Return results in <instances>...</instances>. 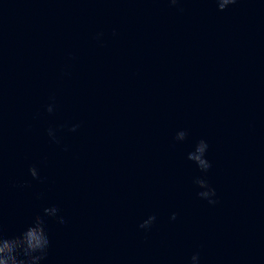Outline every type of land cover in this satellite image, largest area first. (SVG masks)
<instances>
[{
  "label": "water",
  "instance_id": "1",
  "mask_svg": "<svg viewBox=\"0 0 264 264\" xmlns=\"http://www.w3.org/2000/svg\"><path fill=\"white\" fill-rule=\"evenodd\" d=\"M53 205L41 264H264V0H0L4 234Z\"/></svg>",
  "mask_w": 264,
  "mask_h": 264
},
{
  "label": "clouds",
  "instance_id": "2",
  "mask_svg": "<svg viewBox=\"0 0 264 264\" xmlns=\"http://www.w3.org/2000/svg\"><path fill=\"white\" fill-rule=\"evenodd\" d=\"M172 5H176L178 0H169ZM237 0H216L218 9L225 10L229 5L235 4ZM98 34V37L99 38ZM49 113L53 112V105L47 106ZM79 125H73L69 130L76 131ZM48 135L56 140L55 130L48 129ZM187 133L180 131L176 134V140L182 141L186 138ZM58 142V141H57ZM208 144L205 140L201 139L195 146V149L188 153V159L193 161L203 173H207L212 167L209 160L206 158ZM30 175L34 179H39L38 170L35 166L29 169ZM194 183L201 191L197 195L206 199L209 204H216L218 201L214 199L216 191L208 181L204 178H196ZM60 209L58 206L46 207L43 209V215H37L33 222L19 235L6 236L2 225H0V264H41L48 256L50 248V238L46 231V218L52 217L58 220V223L65 224L66 221L63 217H58ZM176 213H173L171 219H176ZM156 220L155 215L147 217L139 227L142 229L150 228ZM191 264H199V253L191 257Z\"/></svg>",
  "mask_w": 264,
  "mask_h": 264
}]
</instances>
